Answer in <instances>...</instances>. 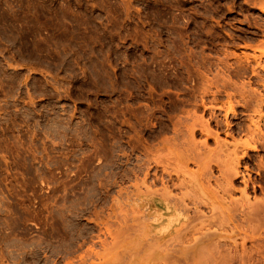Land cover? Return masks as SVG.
<instances>
[{
    "label": "rangeland",
    "instance_id": "obj_1",
    "mask_svg": "<svg viewBox=\"0 0 264 264\" xmlns=\"http://www.w3.org/2000/svg\"><path fill=\"white\" fill-rule=\"evenodd\" d=\"M263 9L264 0H0V264H214L211 250L181 248L205 257L161 263L169 251L149 246L122 208L140 202L128 191L149 158L177 162L185 150L174 123L209 116L196 85L232 51L264 59ZM237 107L229 120L247 123ZM107 217L102 233L96 220ZM258 241L261 251L231 264H264Z\"/></svg>",
    "mask_w": 264,
    "mask_h": 264
},
{
    "label": "bare ground",
    "instance_id": "obj_2",
    "mask_svg": "<svg viewBox=\"0 0 264 264\" xmlns=\"http://www.w3.org/2000/svg\"><path fill=\"white\" fill-rule=\"evenodd\" d=\"M228 56L236 59L231 63L222 60L217 73L205 76L192 93L195 101H201L196 108L202 107L209 116L191 115V120L186 117L174 123L179 141L184 140L182 147L186 146L177 154V162L159 154L148 157L137 174L140 181L127 196L140 202L122 208L143 225V239L149 246L169 251L159 256L161 263L205 257H181L177 254L181 248L183 252L211 250L213 253L207 256L211 262L231 264L236 255L243 262L244 254L261 251L263 246L258 239L264 237V230L259 232L264 223V198L253 201L251 194L263 188L264 182V154L256 153L264 151V59L257 55L251 59L244 51H232ZM238 105L248 112L247 123L229 120ZM222 112L225 121L220 117ZM221 132L230 139H222ZM199 133L204 135L201 140L196 138ZM211 140L216 146L210 145ZM189 160L197 169H188ZM119 199L118 191L114 201L120 203ZM109 218L96 220L102 233L111 232ZM59 237L65 236L59 233ZM98 237L105 243L101 234ZM248 240L253 242L251 250L246 247ZM224 244L229 249H220ZM67 263L74 264L72 260Z\"/></svg>",
    "mask_w": 264,
    "mask_h": 264
}]
</instances>
